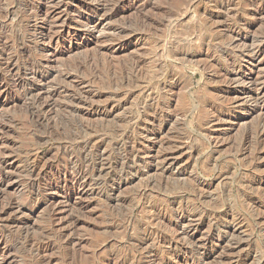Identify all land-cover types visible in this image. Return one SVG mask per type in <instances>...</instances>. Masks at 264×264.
Wrapping results in <instances>:
<instances>
[{
  "label": "rangeland",
  "instance_id": "rangeland-1",
  "mask_svg": "<svg viewBox=\"0 0 264 264\" xmlns=\"http://www.w3.org/2000/svg\"><path fill=\"white\" fill-rule=\"evenodd\" d=\"M144 5L139 9L140 12L138 9L131 10L126 16L117 17L108 22L110 26L126 27L128 30L126 34H131V37L126 36L118 40L115 37L102 36L97 39L91 35L83 36L80 33V36L73 37L71 40L66 38L58 47L53 46V48L42 43L37 45L34 42L37 37L32 36L28 31L25 12L29 8V0H0V38L11 41V52L16 55L15 60L18 68L20 67V78L25 80L28 76L30 77L29 73L35 66L34 58H41L47 50L53 49L60 53L71 49L53 63L55 69L64 71V75L68 71L74 76L68 79L69 83H76L84 76L91 78V84H86V86L94 93L103 94L98 97L99 103L100 101L102 104L117 101V104L123 106L113 111L111 105L109 109H112L113 114L108 115L109 118H104L97 113L76 115L66 109H61L52 115L46 122L47 124H41L33 115V106L29 105L31 101L18 97L22 95V82L18 81L19 84L11 85L10 90L6 92L5 83L8 84L10 77L2 75L0 69V77H3L0 79V121L3 120L1 123L5 126L0 134V156L7 153L13 160L11 164L9 161L10 167H7L10 174L12 173L10 179L7 178L6 181L0 183V206L13 202L15 211L13 210L12 213L19 218L12 224L0 222V234L4 236L3 241L5 242V246L0 243V264H108L111 260V262L118 263L124 261L126 264L130 262V264H194L195 257H200L205 251L211 250L206 241L207 238L211 235L222 236L225 233V228L215 230L213 225L217 220L228 221V224L235 226L237 232L230 241L224 239L216 243L217 246L212 247L213 254L207 258L209 264H217L220 259L226 260V264H264V136L259 138V141L255 133L250 134L255 131V126L264 125V107H261V101H249L250 99L244 101L246 99L243 95L242 98L232 99L236 95L233 90L236 86L233 82L225 83L224 69L226 65L231 67V62L237 56L231 52L232 47L228 45L227 37L220 35L223 32L218 30L222 27L217 28V23L222 25V22L226 27L223 29L249 22L252 24L254 34L252 36H255L257 40L263 38L264 13L260 17L257 12L264 9V0H151L145 2ZM227 7L229 11L225 13ZM163 19L167 23H170L168 20H175V24L178 23L177 28L169 30L170 27L164 23ZM40 23L41 19H39ZM210 38L212 41L209 42ZM119 41L128 42V46L126 45L128 48L124 52L116 55L110 52L102 54L107 46H119ZM170 49L180 53L185 52L186 57L180 56L178 60H175L172 55L168 54ZM88 57L93 60L102 59L113 64L114 71L108 74L101 71L93 77L90 76L92 72L87 66L86 69L84 67L81 68V72H77L76 66L83 60L89 59ZM26 59L29 60L26 61ZM127 60L135 61L137 64L136 70L132 73L126 69L125 72L123 68L122 71L116 68H121L122 63H128ZM141 64L143 65L140 67ZM247 64L242 63L245 68L251 69L252 66ZM112 72L115 74L113 75ZM254 72L253 80L257 73L264 74V62L255 67ZM118 75L120 77H116ZM127 75L131 82L120 85L116 90L117 86L112 84L116 81L119 84V80L121 84ZM108 80H112L111 83ZM131 85L133 87H128ZM169 86H173V90H169ZM246 87L255 88L256 84L247 82ZM151 98H154L156 108L162 111V116L153 124L143 123L147 129H143L136 122L138 118H134L129 123L120 122L124 115L131 116V114H136L137 110L144 111V101ZM248 110L253 111L251 116L246 114ZM220 114L224 116L223 121L216 118ZM114 121L122 123L121 127H136V131L132 134L127 132L128 135L119 133L121 136H107L108 134L104 132L88 136L81 131H75L82 125L98 128L104 123L114 124ZM251 129L252 131H249ZM87 137L94 140L93 144L104 138L105 142H109H106V146L103 147V150H106V157L116 156L119 146L137 144L140 148L142 147V158L134 163V154L131 152L122 164L117 165L121 166L120 168L117 166L111 168L110 164H107L108 159L105 160V173L109 172L114 175L96 176L100 184L95 187L99 188L94 190V194H90L91 201L87 208L80 213L73 212L71 205H67L64 209L66 211L63 212L66 214L64 216L68 218L79 216L76 226L68 222L60 228L55 222L58 221V217L53 216L50 211L49 202H52V199H65L68 191L63 185L50 187L48 184L55 182L58 174L63 176L64 172L69 173L73 171L72 169L83 166L81 161L84 160V156H87L89 160V164L86 163V165L88 164L91 168V160L96 158L98 151L94 149L82 155L79 146H74L75 142L81 144ZM172 150L177 152L176 164L172 165L173 167L162 169V159ZM71 156H78L79 160L73 163L70 160ZM33 163H37L35 171ZM127 168H132L129 170L128 177L124 176L123 181L117 179L118 174L121 171L126 172ZM40 169L45 173L38 178ZM48 177H51V180ZM113 182L116 183L115 190L111 189ZM199 183L202 184L198 185ZM182 209L186 210L184 217L180 215ZM137 227H140L142 231L137 238L143 236L144 233L150 234V239L142 247L138 241L129 239V235L135 234ZM184 227L194 229L190 235H185L182 233ZM60 231L66 234L63 239L60 237ZM69 236L74 238L71 242ZM228 243L233 247L226 250L221 249V246H226ZM194 244L198 248L196 256L191 252ZM6 247H11L10 253L7 252ZM44 259L48 263L41 262Z\"/></svg>",
  "mask_w": 264,
  "mask_h": 264
},
{
  "label": "bare ground",
  "instance_id": "bare-ground-1",
  "mask_svg": "<svg viewBox=\"0 0 264 264\" xmlns=\"http://www.w3.org/2000/svg\"><path fill=\"white\" fill-rule=\"evenodd\" d=\"M14 1V0H13ZM23 1V0H22ZM26 1V0H25ZM140 0H29V8L26 10V17H27V22H26V26L28 31H30V33L32 34V36L37 37L34 39V42H36V44L38 45L39 43H42L45 46H49V47H58L61 42L64 39H72L73 37H78L80 36V33L84 35H91L94 36L95 38H102V36L106 37V36H111V37H115L118 40L125 38L126 36H130L131 34L128 35L127 33V28L126 27H114V26H110L108 25V22L110 20H113L117 17H123L126 16V14L131 11V10H135V9H139L143 7V5L145 4V2H149L151 0H143V2H139ZM227 1V0H226ZM231 1V0H230ZM233 1V0H232ZM236 1V0H235ZM263 1V0H262ZM189 2V1H188ZM192 2V1H191ZM189 2V3H191ZM224 2V1H223ZM256 2V1H255ZM5 3V2H4ZM16 3V2H15ZM14 3V4H15ZM19 3V2H18ZM21 3V2H20ZM193 3V2H192ZM197 3V2H196ZM222 3V2H221ZM253 3V2H252ZM223 4V3H222ZM185 5V3H184ZM225 5V4H224ZM232 5V4H231ZM252 5V4H251ZM4 6V5H3ZM16 6V5H15ZM145 6V5H144ZM149 6V5H148ZM188 7V5H186ZM234 6V5H233ZM254 6V5H253ZM24 7V6H23ZM28 7V6H27ZM195 7V5H194ZM193 7V8H194ZM219 7V6H218ZM217 7V8H218ZM221 7V6H220ZM14 8V7H12ZM17 8V7H15ZM164 8V7H163ZM169 8V7H168ZM185 8V7H184ZM190 8V7H189ZM262 8V7H261ZM83 9V10H82ZM186 9V8H185ZM191 9V8H190ZM189 9V10H190ZM237 9V8H236ZM243 9V8H242ZM259 9V8H258ZM17 10V9H16ZM142 10V9H141ZM172 10V9H171ZM187 10V9H186ZM234 10V9H233ZM232 10V12H233ZM10 11V10H9ZM164 11V9H163ZM169 11V10H168ZM184 11V10H183ZM229 9L228 7L225 9V13H228ZM239 11V10H238ZM253 11V10H252ZM140 12V11H139ZM171 12V11H170ZM231 12V13H232ZM8 13V12H7ZM19 13V12H18ZM130 13V12H129ZM132 13V12H131ZM138 13V12H137ZM187 13V12H186ZM191 13V12H190ZM189 13V14H190ZM249 13V12H248ZM264 13V9L259 10L257 12V14L262 17ZM13 14V13H12ZM168 14V13H167ZM184 14V13H183ZM188 14V13H187ZM213 14V13H212ZM250 14V13H249ZM5 15V14H4ZM221 15V14H220ZM224 15V14H223ZM9 16V15H8ZM16 16V15H15ZM195 16V15H194ZM228 15H226L227 17ZM236 16V15H235ZM7 17V16H6ZM17 17V16H16ZM145 17V16H144ZM247 17V16H246ZM140 18V17H139ZM194 18V17H193ZM222 18V17H221ZM249 18V17H248ZM39 19H41V23L39 24ZM149 19V17H148ZM161 19V17H160ZM174 19V18H173ZM182 19V18H181ZM241 19V18H240ZM247 19V18H246ZM118 20V19H117ZM134 20V19H132ZM164 20V19H163ZM172 20V19H171ZM170 21V23H167V21H163L164 23H167V25L170 27L169 30L175 29V27L177 28V24H175V20L174 21ZM213 20V19H212ZM217 20V19H216ZM215 20V21H216ZM224 20V19H223ZM228 20V19H227ZM232 20V19H231ZM239 20V19H238ZM250 20V19H249ZM119 21V20H118ZM149 21V20H148ZM206 21V19H205ZM214 21V20H213ZM219 21V20H218ZM248 21V20H246ZM252 21V20H251ZM124 21H122L123 23ZM129 22V20H128ZM132 22V21H131ZM135 22V21H134ZM141 22V20H140ZM160 22V21H159ZM178 22V21H176ZM209 22V21H208ZM212 22V21H211ZM226 22V20H225ZM228 22V21H227ZM127 23V22H126ZM137 23V22H136ZM143 23V21H142ZM149 23V22H147ZM152 23V22H151ZM217 23V21H216ZM181 24V23H180ZM210 24V23H209ZM217 28L219 29V32H223L222 37L226 36L227 37V42L228 45L230 47H232L230 50L231 52L236 55L237 57H235V59L231 62V67H228L226 65L225 70V83H227V81L229 82H233L234 86H236L233 90L236 92V95L234 97H232V99H239L243 98L246 99L244 101H261L262 102V106L264 107V74L262 73H257V76L255 77V80H253L254 77V68L258 67L260 64H262L264 62V37L261 39H255V36H252L253 32H252V24L251 23H245V24H240L234 27H230L229 29H223L225 27V24L222 25L217 23ZM229 24V22H228ZM165 25V24H164ZM236 25V24H235ZM166 26V25H165ZM161 27V25H160ZM163 27V25H162ZM180 27V26H179ZM155 28V27H154ZM184 28V27H183ZM200 28V27H199ZM226 28V27H225ZM11 29V28H10ZM129 29V28H128ZM153 29V28H152ZM190 29V28H189ZM216 29V28H214ZM4 30V29H3ZM130 30V29H129ZM195 30V29H194ZM211 30V29H210ZM10 31V30H8ZM22 31V30H21ZM131 31V30H130ZM158 31V30H157ZM180 31V30H179ZM191 31V30H189ZM199 31V30H198ZM201 31V29H200ZM204 31V30H203ZM4 32V31H2ZM155 32V31H154ZM169 32V31H168ZM187 32V30L185 31V33ZM252 32V33H251ZM261 32V31H260ZM10 33V32H9ZM139 33V32H138ZM156 33V32H155ZM180 33V32H178ZM183 33L185 36L186 34ZM196 33V32H195ZM203 33V32H202ZM11 34V33H10ZM134 34V33H133ZM169 34V33H168ZM182 34V33H181ZM193 36L194 33L192 32ZM28 35V34H27ZM136 35V34H135ZM134 35V36H135ZM170 35V34H169ZM172 35V34H171ZM179 35V34H178ZM188 35V34H187ZM190 37L192 36L191 34H189ZM196 35V34H195ZM219 35V34H218ZM217 35V36H218ZM254 35V34H253ZM142 36V35H141ZM146 36V35H145ZM177 36V34H176ZM183 36V35H182ZM192 36V37H193ZM198 36V35H197ZM209 36V35H208ZM103 37V38H104ZM110 37V38H111ZM179 37V36H178ZM261 37V36H260ZM136 38V37H135ZM139 38V37H138ZM167 38V37H166ZM181 38V37H180ZM198 38V37H197ZM218 38V37H217ZM259 38V37H258ZM27 39V38H26ZM133 39V38H132ZM158 39V38H157ZM178 39V38H177ZM107 40V38H106ZM137 40V39H136ZM135 40V41H136ZM179 40V39H178ZM196 40V38H195ZM14 40H12L13 42ZM22 41V40H21ZM170 41V40H169ZM182 41V40H181ZM193 41V40H192ZM212 41L211 38L209 39V42ZM221 41V40H220ZM67 42V41H66ZM114 42V40H113ZM113 42H111L113 44ZM118 44L119 46L117 47H113V46H107L104 48V51L102 54H104L105 52L108 53L110 52L111 54H118L121 52H124L126 50V45L128 44V42H121ZM134 42V41H133ZM138 42V41H137ZM189 42V41H188ZM224 42V41H223ZM11 41H5L3 38H0V69L2 72V75H5L7 77H10V80H8V84L5 83V89L6 92L8 90H10L11 85L13 84H19V82H22V86H23V91H22V95L20 94L18 97L21 99H25V100H30L31 104L33 106V115L35 116V118L38 119V121L41 122V124H45L46 122H48L50 120V118L52 117L53 114H55V112L57 113V111L61 110V109H66L76 115H85L84 113L87 114H100L101 116H103L104 118L107 117L108 115L113 114L112 113V109H109L110 106L112 105L113 107V111H116L117 109H119L121 106L120 104H117V101H113V102H106V103H99V99L98 97L102 96L103 94L101 92H97L94 93L93 91H91L90 89H88V87L86 86V84H89L91 81V78H88L86 76H84L83 78H80L79 81H77L76 83H69L70 81L68 80L70 77H74L72 76L68 71L67 73L64 75V71L60 70V69H55V66L53 65V63L57 62V60L61 57V55H64L66 53H68L69 50L71 49H67V50H63L62 52H58L57 50H47L44 55H42L41 58H34L35 62V66L31 69V72L29 73L30 77L28 76L27 78L22 79L20 78V74H19V68L18 65L16 63V55L11 52V45H10ZM144 43V42H143ZM161 43V42H160ZM169 43V42H167ZM208 43V41H207ZM31 44V43H30ZM111 44V45H112ZM130 44V43H129ZM180 44V43H179ZM188 44V43H187ZM205 44V43H204ZM217 44V42H216ZM110 45V44H109ZM139 45V44H138ZM141 45V44H140ZM168 45V44H167ZM208 45V44H207ZM213 45V44H212ZM226 45V44H225ZM24 46V45H23ZM115 46V45H114ZM128 46V45H127ZM181 46V44H180ZM186 46V45H185ZM211 46V45H209ZM221 46V45H220ZM41 47V46H40ZM53 47V48H54ZM175 47V46H174ZM179 47V46H178ZM16 48V47H15ZM170 48V47H169ZM183 48V47H182ZM229 48V47H228ZM40 49V48H39ZM222 49V48H221ZM237 49V51L235 50ZM44 50V49H43ZM235 50V51H234ZM42 51V50H41ZM61 51V50H59ZM102 52V51H101ZM166 52V51H165ZM168 52V51H167ZM170 55L173 56V58H175V60L177 58H179L180 56L182 57H186V55L184 53H180L178 51L169 50ZM24 53V52H23ZM27 53V52H26ZM105 53V54H106ZM164 53V52H163ZM101 54V55H102ZM167 54V55H168ZM192 54V53H191ZM224 54V53H223ZM228 54V53H227ZM28 55V54H27ZM165 55V54H164ZM167 55L165 57H167ZM214 55V54H213ZM225 55V54H224ZM18 56V55H17ZM26 56V55H24ZM112 56V55H111ZM93 57V56H92ZM169 57V56H168ZM181 57V58H182ZM215 57V56H214ZM226 57V56H225ZM234 57V56H233ZM18 58V57H17ZM89 58V57H88ZM100 58V57H99ZM102 58V57H101ZM134 58V57H133ZM136 58V57H135ZM141 58V57H140ZM172 58V59H173ZM221 58V57H220ZM30 59V58H29ZM28 59V60H29ZM168 59V58H167ZM191 59V57H190ZM26 59V61H28ZM33 60V59H32ZM93 59H87V60H83L82 63L78 64L76 67V71L77 72H81V68L83 69L87 66H89L93 77H96L97 73L101 71H104L106 74L111 73V71H114V67L113 64L107 63V61H103L102 59H97L95 58ZM113 60V59H112ZM111 60V61H112ZM132 60V58H131ZM137 60V59H136ZM145 60V59H144ZM178 60V59H177ZM216 60V58H215ZM232 60V59H231ZM110 61V59H109ZM128 61V60H127ZM139 61V60H138ZM180 61V59H179ZM219 61V60H218ZM140 62H142L140 60ZM212 62V60H211ZM222 62V61H221ZM248 63L247 65H251L252 68H245L242 63ZM21 63V62H20ZM31 63V61H30ZM139 63V62H138ZM145 63V62H144ZM163 63V62H162ZM217 63V62H216ZM23 64V63H22ZM140 64V63H139ZM185 64V62L183 63V65ZM192 64V63H191ZM33 65V64H32ZM136 62L135 61H131L128 63H122L121 64V68H118L119 70H121L123 68V70L125 71V69L128 71H130L131 73L134 72L136 70ZM143 64L140 65V67ZM181 65V64H180ZM218 65V64H217ZM29 66V65H28ZM163 66V65H162ZM221 66V65H220ZM61 67V66H60ZM225 67V66H224ZM62 68V67H61ZM138 68V67H137ZM245 68V69H244ZM141 69V68H140ZM223 70V68H221ZM243 70V71H242ZM25 71V70H24ZM87 71V70H86ZM118 71V70H117ZM122 71V70H121ZM218 71V70H217ZM71 72V71H70ZM85 72V71H84ZM88 72V71H87ZM86 72V73H87ZM126 72V71H125ZM259 72V71H258ZM98 73V74H100ZM119 73V72H118ZM124 73V72H123ZM73 74V73H72ZM113 74V72H112ZM115 74V73H114ZM113 74V75H114ZM127 74V73H126ZM125 74V75H126ZM178 74V73H177ZM81 75V74H80ZM88 75V74H87ZM112 75V76H113ZM136 75V74H135ZM163 75V74H162ZM215 75V74H214ZM256 75V74H255ZM123 76V75H122ZM129 75L125 76L123 79V82L120 84V80H119V84L118 81H116V83L112 84L115 85L117 87L116 90L119 88L120 85H123L124 83H129L131 82V79L128 77ZM142 76V74H141ZM178 76V75H177ZM222 76V75H221ZM12 77V78H11ZM92 77V78H93ZM116 77H120L119 75ZM136 77V76H135ZM144 77V76H142ZM155 77V76H154ZM174 77V76H173ZM220 77V76H219ZM3 79V77H0V79ZM78 78V77H77ZM132 78V77H131ZM137 78V77H136ZM135 78V79H136ZM223 78V77H222ZM22 79V80H20ZM106 79V78H104ZM116 79V78H115ZM121 79V78H120ZM179 79V76H178ZM134 80V77H133ZM180 80V79H179ZM221 80V79H220ZM223 80V81H224ZM110 83L112 80H108ZM138 81V80H137ZM2 82V81H1ZM73 82V81H72ZM98 82H100L98 80ZM140 82V81H138ZM181 82V81H180ZM247 82H251L256 84V87H246V83ZM3 83V82H2ZM137 83V82H136ZM178 83V82H177ZM232 83V84H233ZM91 84V83H90ZM109 85V84H106ZM128 85V84H127ZM172 85V84H171ZM174 85V84H173ZM105 86V85H104ZM228 86V85H227ZM128 87H133L128 86ZM162 87V86H161ZM20 88V87H19ZM94 88V87H93ZM165 88V87H164ZM228 88V87H227ZM140 89V88H139ZM142 89V88H141ZM162 89V88H161ZM169 90H173V86H169L168 87ZM13 90V89H12ZM15 90V89H14ZM159 90V89H158ZM1 91V90H0ZM162 91V90H161ZM165 91V90H164ZM11 92V91H10ZM16 92V91H15ZM104 92V91H103ZM122 92V91H121ZM128 92V91H127ZM137 92V90H136ZM135 93V92H134ZM164 93V92H163ZM167 93V92H165ZM10 94V93H9ZM124 94V92H123ZM156 94V93H154ZM4 95V94H3ZM112 95V94H111ZM121 95V94H120ZM160 95V94H159ZM158 95V97H159ZM245 95V96H244ZM11 96V95H10ZM9 96V97H10ZM106 96V95H105ZM129 96V95H128ZM16 97V96H15ZM147 97V96H146ZM154 97H156L154 95ZM229 98V96H227ZM13 98V97H12ZM149 98V97H148ZM18 99V98H17ZM106 99V97H105ZM104 99V100H105ZM134 99V98H133ZM13 101V99H11ZM199 100V98H198ZM10 101V100H8ZM22 101V100H21ZM154 98L151 99H147L144 101V111H139L137 110V112H135L136 114H131V116L128 115H124L123 117H121L120 122L124 121V122H130L131 120H133L134 118H138V120L136 121L138 124L141 125V127L143 129H147V126L144 125L143 123L149 122V123H154L156 122V120L162 116V111L160 109H158V107L156 108L155 103L153 102ZM5 102V101H4ZM15 102V101H14ZM198 102V101H197ZM210 102V101H209ZM217 102V101H216ZM25 103V102H24ZM122 103V102H120ZM247 103V102H246ZM7 104V103H6ZM18 104V103H17ZM143 104V103H142ZM141 104V105H142ZM167 104V103H166ZM199 104V103H198ZM215 104V102H214ZM259 104V103H258ZM11 105V104H10ZM28 105V104H27ZM138 105V104H137ZM162 105V104H161ZM168 105V104H167ZM213 105V103H212ZM246 105V104H245ZM31 106V108H32ZM164 106V105H163ZM197 106V105H196ZM216 106V105H215ZM231 106V105H230ZM234 106V105H233ZM123 107V106H122ZM219 107V106H217ZM216 107V108H217ZM236 107V106H235ZM248 108V107H247ZM141 109V107H140ZM187 109V108H186ZM195 109V108H194ZM255 109V108H254ZM264 109V108H263ZM142 110V109H141ZM163 110V109H162ZM214 110V109H213ZM253 110V109H252ZM256 110V109H255ZM262 110V108H261ZM165 111V110H164ZM211 112V111H210ZM259 112V111H258ZM63 113V112H62ZM189 113V112H188ZM215 113V112H214ZM67 114V113H66ZM186 114V113H185ZM190 114V113H189ZM193 114V113H192ZM248 116H251L253 114V111L248 110V112L246 113ZM264 114V113H263ZM58 116V115H57ZM61 116V115H60ZM88 116V115H87ZM86 116V117H87ZM92 116V115H91ZM212 117V116H211ZM223 115H218L216 118L219 119L220 121L224 120ZM56 118V116H55ZM76 118V117H75ZM80 118V117H79ZM100 118V117H99ZM109 118V117H107ZM120 118V117H119ZM161 118V117H160ZM4 119V118H3ZM88 119V118H85ZM128 119V120H127ZM211 119V118H210ZM264 119V118H263ZM262 119V120H263ZM5 120H7L5 118ZM55 120V119H53ZM58 120L59 117H58ZM107 120V119H105ZM116 121V119H114ZM3 121V120H1ZM0 121V123H1ZM77 121V120H76ZM114 121V122H115ZM215 121V120H214ZM227 121V120H226ZM258 121V120H257ZM6 122V121H5ZM79 122V121H78ZM106 122V121H105ZM109 122V121H107ZM113 122V123H114ZM262 122V121H261ZM111 123V122H110ZM133 123V122H132ZM47 124V123H46ZM80 124V123H79ZM100 124V123H99ZM122 124V123H121ZM121 124L117 122H115L114 124H109L106 125L105 123L103 125H100V127H93V126H79L77 130L75 131H81V133L87 134L89 135H95L97 132H104L106 134L109 135H113V136H118L119 133H126L127 132H131L130 134H132V132L134 133L136 131V127H121ZM123 125V124H122ZM131 125V124H130ZM206 125V124H205ZM257 125V124H256ZM8 126V125H7ZM54 126V125H53ZM62 126V125H61ZM4 125L1 123L0 124V134L2 131H4ZM47 127V126H46ZM50 127V126H49ZM75 127V126H74ZM149 127V126H148ZM152 127V126H151ZM40 128V127H39ZM73 128V127H72ZM138 128V127H137ZM141 128V129H142ZM200 128V127H199ZM8 129V128H7ZM51 129V127L49 128ZM253 129V128H252ZM249 130V131H252ZM52 130V129H51ZM55 130V129H54ZM60 130V129H59ZM63 130V129H62ZM255 131H253V133L250 134H254L256 135V139L259 140V138H261L262 136H264V125L260 126V127H256L255 126ZM64 132V131H63ZM138 132V131H137ZM141 132V131H140ZM63 134V133H62ZM136 134V133H135ZM77 135V134H75ZM101 135V134H100ZM128 135V134H127ZM253 135V136H255ZM74 136V134H73ZM121 136V135H119ZM244 136V135H243ZM76 138V137H75ZM101 138V137H100ZM126 138V137H125ZM254 138V137H253ZM80 139V138H79ZM105 139V138H104ZM104 139L100 140L99 142H95L94 144L92 143V141H94L92 138L87 137L85 139V141H83L81 144H77L76 142L74 143V146H79L80 152L83 155L84 153L90 152L92 150L95 149V151H98L97 154L95 155L96 158L91 160L92 162V166L91 168L88 167L89 164V160L87 158V156H84V160H82L81 162L83 163V166L78 167L77 169H72L73 171H70L69 173H65L63 176H59L58 174V179L55 182H50L48 184V186L52 187L54 185L56 186H60L63 185V187L68 191L65 195V199L63 200H53L52 202H49V206H50V211L53 214V216H57L58 221H55L58 223V225L60 226V228H62V225L68 222H72L73 224H75L76 226V222H78L79 220V216L75 215V216H70L69 218L64 216L66 215L65 213H63L67 207V205H71V209L73 212L76 213V211L78 213H80L83 209L87 208L88 203L91 201L90 198V194L93 193L94 194V190H96L99 187H95V185H99L100 183H98L99 179H96V176L98 177H104V176H110L111 174L114 175L113 173H105L104 170V166H105V160L107 161L108 159V163L110 164V167L113 168L115 166H117L118 164H122V162H124V159H126V157L131 154V152L134 154V163L137 161L139 162L140 159L142 158V150L139 147V145H135V144H124L123 147H118V154L112 158L110 157H106V150H103V147L106 146V142L104 141ZM107 139V138H106ZM134 139V138H133ZM248 139V138H247ZM255 139V138H254ZM98 140V139H96ZM127 140V139H126ZM129 140V139H128ZM245 140V139H244ZM243 140V141H244ZM241 141V142H243ZM260 141V140H259ZM257 142V141H255ZM253 142V143H255ZM2 143V142H1ZM80 143V142H79ZM109 143V142H107ZM240 143V142H239ZM247 143V142H246ZM68 144V143H67ZM73 144V143H72ZM257 144V143H256ZM245 145V143H244ZM1 146V145H0ZM197 146V145H196ZM240 147V146H239ZM245 147V146H244ZM247 147V146H246ZM258 147V146H257ZM117 148V149H118ZM175 148V147H174ZM144 150V149H143ZM195 150V149H194ZM243 150V149H242ZM245 151V150H244ZM66 152V151H65ZM79 152V151H78ZM257 152V151H256ZM255 152V153H256ZM177 152L175 150H172L169 153H166L164 158L162 159V163L163 166L161 167L163 169L164 168H168L169 166L171 167L172 165L176 164L177 161ZM4 154V153H3ZM38 154V153H36ZM91 154V153H90ZM95 154V152H94ZM30 155V154H29ZM72 155V154H71ZM75 155V154H74ZM130 156V155H129ZM261 156V155H260ZM28 157V156H27ZM37 157V156H36ZM35 157V158H36ZM72 157V156H71ZM83 157V156H82ZM91 157V156H90ZM264 157V156H263ZM257 158V156H256ZM83 159V158H82ZM161 159V158H160ZM212 159V156H211ZM56 160V159H55ZM71 161L76 162L77 160H79L78 156H73L72 158H70ZM69 160V161H70ZM129 160V159H128ZM256 160V159H255ZM9 161L10 164L13 163L12 157L11 159L9 158V155L7 153H5L3 156H0V183L4 182L8 179H10L12 173L10 174V171L8 170V166H9ZM15 161V160H14ZM17 161V160H16ZM36 161V160H35ZM44 162V161H43ZM66 162V161H65ZM80 162V163H81ZM46 163V162H45ZM44 163V164H45ZM78 163V162H77ZM86 163H88L86 165ZM209 163V162H208ZM34 164V163H33ZM37 164V163H35ZM35 164L33 165V169L35 171ZM64 164V163H63ZM30 165V164H29ZM50 165V164H49ZM73 165V164H72ZM82 165V164H81ZM135 165V164H134ZM218 165V164H217ZM37 166V165H36ZM129 166V165H128ZM10 167V166H9ZM88 167V168H86ZM119 167V166H117ZM121 167V166H120ZM119 167V168H120ZM169 167V168H170ZM173 167V166H172ZM259 167V166H257ZM125 168V167H124ZM138 168V167H137ZM210 168V167H209ZM37 169V168H36ZM64 169V168H63ZM71 169V168H70ZM106 169V168H105ZM128 169V168H127ZM132 169V168H131ZM128 169L126 172H122L118 174L117 179H120L123 181V177H128L129 174V170ZM211 169V168H210ZM227 169V167H226ZM229 169V168H228ZM38 170V169H37ZM120 170V169H118ZM168 170V169H167ZM218 170V169H217ZM33 171V172H34ZM62 171V169H61ZM183 171V170H182ZM59 172V171H58ZM228 172V171H227ZM32 173V172H31ZM45 172L41 171L39 174L37 175V177H41ZM105 173V174H104ZM35 175V173H34ZM51 175V174H50ZM103 175V176H102ZM116 176V175H115ZM34 177V176H33ZM114 177V176H113ZM49 178V177H48ZM51 178V177H50ZM49 178V179H50ZM13 179V178H12ZM47 179V178H46ZM45 179V180H46ZM245 179V178H244ZM254 179V178H253ZM51 180V179H50ZM103 180V179H102ZM125 180V179H124ZM256 180V179H255ZM254 180V181H255ZM113 181V180H112ZM251 181V180H250ZM258 181V180H257ZM47 182V181H46ZM35 183V182H34ZM48 183V182H47ZM244 183V182H243ZM255 183V182H254ZM43 184V183H42ZM105 184V183H104ZM107 184V183H106ZM115 182H113L111 184V189L115 190ZM202 183H199L198 185H201ZM256 184H258V182H256ZM254 185V184H252ZM34 186V185H33ZM47 186V187H48ZM109 186V185H107ZM203 186V185H202ZM246 186V185H245ZM258 186V185H256ZM197 187V186H196ZM201 187V186H200ZM188 188V187H187ZM191 188H193L191 186ZM198 188V187H197ZM55 189V188H54ZM59 189V188H58ZM102 189V188H101ZM46 190V189H45ZM100 190V189H99ZM109 190V189H107ZM199 190V189H198ZM58 191V190H57ZM252 191V190H251ZM48 192V191H47ZM180 192V191H179ZM183 192V191H182ZM185 192V191H184ZM191 192V191H190ZM44 194V193H42ZM39 195V194H38ZM141 195V194H140ZM43 196V195H42ZM53 197V196H52ZM253 197V196H251ZM250 197V198H251ZM259 197V196H258ZM35 198V197H34ZM55 198V197H54ZM76 199L74 202L72 200ZM32 199V198H31ZM60 199V198H59ZM174 199V198H173ZM50 200V199H49ZM93 200V199H92ZM13 201V200H12ZM33 201V200H32ZM38 201V200H37ZM51 201V200H50ZM215 204V203H214ZM219 204V203H218ZM48 205V204H47ZM221 205V204H220ZM261 205V204H260ZM218 206V205H217ZM136 207V206H135ZM155 208V207H154ZM164 208V207H163ZM162 209V208H161ZM225 209V208H223ZM249 209V208H248ZM251 209V208H250ZM15 211V205L13 202H8L5 205L0 206V222L4 221L7 223H13L16 220H18L19 218H17V215H14L12 213V211ZM157 210V209H156ZM197 210V209H196ZM134 211V210H133ZM161 211V210H160ZM163 211V210H162ZM186 211V210H185ZM185 211L182 209L180 211V215L182 217L185 216ZM66 212V211H65ZM157 212V211H156ZM159 212V211H158ZM203 212V211H202ZM216 212V211H215ZM222 212V211H221ZM232 212V211H231ZM152 214V213H151ZM190 214V213H189ZM197 214V213H196ZM227 214V213H226ZM254 214V213H253ZM71 215V214H70ZM179 215V214H177ZM135 216V215H134ZM158 216V215H157ZM187 216V215H186ZM263 216V215H262ZM205 217V216H204ZM241 217V216H240ZM213 218V217H212ZM134 219V218H133ZM239 219V218H238ZM245 219V218H244ZM262 219V218H261ZM264 219V218H263ZM49 220V217H48ZM135 220V219H134ZM181 220V219H180ZM184 220V219H183ZM214 220V219H213ZM217 220V219H216ZM258 220V219H257ZM140 221V220H139ZM162 221V220H161ZM178 221V220H177ZM231 221V220H230ZM182 222V221H181ZM202 222V221H201ZM228 222V221H227ZM225 221H216V223L213 225L215 230H220L222 228H225L226 231L222 236H218V235H211L209 236V238H207L206 241H208L207 243L210 245L209 248H211V250L209 249V251H205V253L202 256H198L195 257V262L194 264H209V262L207 261V258L210 257L211 254H213V249L212 247L217 246L218 243L221 242V240L224 239H228V241H230L231 239H233L236 236V228L234 225L228 224ZM234 223L236 221H233ZM244 222V220H243ZM242 222V223H243ZM6 223V224H7ZM180 223V222H179ZM239 223V222H238ZM241 223V224H242ZM259 223V222H258ZM209 224V223H208ZM233 224V223H232ZM130 225V224H129ZM128 225V226H129ZM184 225V224H183ZM182 225V226H183ZM200 225V224H199ZM258 225V224H257ZM111 226V225H110ZM117 226V225H116ZM143 226V225H141ZM202 226V225H201ZM112 227V226H111ZM130 227V226H129ZM144 227V226H143ZM192 227V226H191ZM198 226H196L197 228ZM57 228V227H56ZM55 228V229H56ZM118 228V227H117ZM142 228V227H141ZM65 229V227H64ZM194 229V228H193ZM193 229L187 228L185 229V227L183 228V234L185 235H190V232L193 231ZM209 229V228H208ZM144 230V228H143ZM64 231V230H63ZM130 231V230H129ZM145 231V230H144ZM177 231V230H176ZM60 237L61 239H63L66 234L62 233V231H60ZM134 232V231H133ZM141 229L140 227L136 228V232L135 234L129 235V239H132L133 241H138L139 245L142 247L143 244H145L146 242H148V240L150 239V234L148 233H144L143 236H140L139 238H137L138 234H141ZM148 232V231H147ZM259 232V231H258ZM6 233V232H5ZM48 234V233H47ZM129 234V233H128ZM152 234V233H151ZM239 234V233H238ZM46 235V234H45ZM68 235V233H67ZM78 236V235H77ZM3 235L0 234V243L4 244L5 246V242L3 241ZM168 237V236H167ZM208 237V236H207ZM31 238V237H30ZM56 238V237H55ZM178 238V237H177ZM5 239V238H4ZM47 239V238H46ZM74 238L69 236V241L71 242V240H73ZM162 239V238H160ZM165 239V238H164ZM170 239V238H168ZM190 239V238H189ZM77 240V239H76ZM75 240V241H76ZM171 240H173L171 238ZM31 241V240H30ZM42 241V240H41ZM46 241V240H44ZM159 241V240H158ZM163 241V239H162ZM239 241V240H238ZM137 242V243H138ZM242 242V241H241ZM240 242V243H241ZM67 243V242H66ZM165 243H168L167 241H165ZM192 243V242H191ZM193 243H195L193 241ZM217 243V244H216ZM43 244V243H42ZM163 244V243H162ZM226 244V243H225ZM263 244V243H262ZM70 245V244H69ZM169 245V244H168ZM207 245V244H206ZM3 246V245H2ZM9 246V245H8ZM63 246L64 242H63ZM191 246V245H190ZM238 246V245H237ZM55 247V246H54ZM189 247V246H188ZM187 247V248H188ZM221 249H227V248H231L233 247L232 244L228 243L226 246H221ZM7 252L10 253L11 251V247H6ZM50 249V248H48ZM233 249V248H232ZM3 250H5L3 248ZM40 250V249H39ZM46 250V248H45ZM52 250V248H51ZM142 250V249H141ZM153 250V249H152ZM197 250L198 248L195 247V244L193 245L191 252L193 253V255H197ZM217 250V249H216ZM150 251V250H149ZM40 252V251H39ZM137 252V251H136ZM157 252V251H156ZM154 252V253H156ZM48 253V252H47ZM139 253V252H138ZM146 253V252H145ZM150 253V252H149ZM203 253V252H202ZM223 253V252H222ZM50 254V253H49ZM69 254V253H68ZM126 255V254H125ZM154 255V254H153ZM192 255V254H191ZM200 255V254H199ZM221 255V254H220ZM124 256V255H123ZM128 256V254H127ZM225 256V255H224ZM261 256V254H260ZM41 257H45V256H41ZM40 257V258H41ZM47 257V256H46ZM107 257V256H106ZM112 257V255H111ZM119 257V256H118ZM138 257V256H136ZM148 257V256H147ZM54 258V257H53ZM52 258V259H53ZM126 258V257H125ZM133 258V256H132ZM248 258V257H247ZM46 259V258H45ZM41 261V262H45ZM127 259V258H126ZM143 259V258H142ZM146 259V258H145ZM229 259V258H228ZM47 260V259H46ZM125 260V259H124ZM209 260V259H208ZM39 261V260H38ZM112 261V260H111ZM109 261L108 264H126L124 261L122 262H111ZM115 261V260H114ZM128 261V260H127ZM148 261V260H147ZM229 261V260H228ZM243 261V260H242ZM130 262V261H129ZM136 262V261H135ZM264 262V261H263ZM48 263V262H45ZM128 263V262H127ZM131 263V262H130ZM129 263V264H130ZM145 263V262H144ZM40 264V263H39ZM163 264V263H162ZM169 264V263H168ZM217 264H226V260L224 259H220L219 263ZM228 264V263H227Z\"/></svg>",
  "mask_w": 264,
  "mask_h": 264
}]
</instances>
